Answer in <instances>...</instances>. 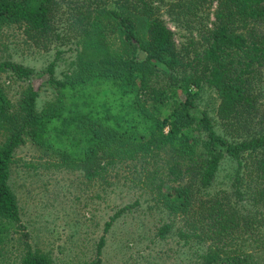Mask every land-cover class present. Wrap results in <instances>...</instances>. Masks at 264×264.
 <instances>
[{"label":"trees","instance_id":"obj_1","mask_svg":"<svg viewBox=\"0 0 264 264\" xmlns=\"http://www.w3.org/2000/svg\"><path fill=\"white\" fill-rule=\"evenodd\" d=\"M206 1L193 0L192 6L199 9ZM165 2L0 0V25L21 24L27 38L41 47L75 40L82 44L81 54L86 57L83 68L90 70L56 81L62 101L43 112L37 110L38 92L30 88L21 104L22 119L7 113L9 100L0 89V130L11 128L0 143V219L20 220L11 170L16 149L27 137L45 154L57 155L69 165L84 166L91 177L97 174L93 164L99 158L146 159L166 151L172 159L169 179L179 184L160 192V201L173 213L196 212L209 221L208 237L216 247L206 252L203 264H257V256L264 250V110L252 79L264 67V32L259 29L264 23V0L212 1L216 2L214 20L211 26L205 24L207 46L204 68L199 72L190 67L173 30L160 16L163 5L168 4ZM180 3L175 6L182 10ZM110 32L119 34L128 45L135 41L147 59L111 54L104 62L108 65L104 72L98 54L90 51L109 46L103 38ZM156 64L164 67L171 85L187 93L165 117L160 111L164 94L148 83L149 77L157 74L153 71ZM54 65L55 61L46 69L52 77ZM0 69L25 78L35 73L33 68L11 61L0 62ZM204 84L219 92V116L224 130L232 133L230 139L213 129L206 113L200 118L208 130L206 139L192 135L195 92L191 87L200 89ZM138 85L147 89L148 99L140 98ZM225 156L238 162L232 190H219L201 199ZM244 176H251L252 181L248 183ZM236 235L248 244L239 242L237 253L231 255L219 253L222 244L227 246ZM103 244L101 239L98 256ZM21 264L54 263L29 249ZM91 264H100V259Z\"/></svg>","mask_w":264,"mask_h":264},{"label":"rangeland","instance_id":"obj_2","mask_svg":"<svg viewBox=\"0 0 264 264\" xmlns=\"http://www.w3.org/2000/svg\"><path fill=\"white\" fill-rule=\"evenodd\" d=\"M212 1L207 0L197 9L192 6L193 0H181L180 10L175 6L179 0H166L168 4L159 12L173 30L177 46L190 67L197 72L204 68L202 58L207 42L203 31L205 24L211 26L214 20L216 2ZM259 29L264 32V23ZM103 40L110 45L90 52L98 54L97 60L104 72L108 66L105 67L104 62L111 54L147 59V53L135 41L128 45L117 33H105ZM82 49V44L75 40L41 47L27 38L21 24L0 25V62L20 63L35 70L31 78H25L0 69V89L9 100L7 113L22 119L21 104L30 88L38 92L39 112L59 105L62 95L55 82L68 80L73 72L84 75L90 71L83 68L86 57L81 54ZM53 61L52 77L46 69ZM155 67L153 71L157 74L149 77L148 83L164 94L165 102L160 111L165 117L175 102L184 100L187 93L169 83L161 64ZM252 81L264 110V67ZM191 88L195 92L191 108L195 118L190 126L192 135L206 139L208 130L200 121L206 113L213 129L230 139L232 133L224 130L219 116V92L206 84L200 89ZM138 89L142 100L149 98L145 87L138 85ZM6 127L0 130V143L10 133L11 128ZM171 160L166 151L146 159L103 157L93 164L97 174L91 177L84 166L69 165L57 155L45 154L27 137L16 149L11 170L20 220L0 219V264H21L29 249L54 264H91L98 258L100 264H203L206 252L216 247L208 237L209 221L196 212L173 213L160 201V192L172 190L179 184L169 179ZM238 168L236 160L223 157L212 185L205 189L201 199L206 200L219 190L231 191ZM244 179L248 183L252 181L251 176L247 179L244 176ZM235 205H239L238 201ZM108 222L111 223L106 230ZM101 239L104 244L98 256ZM239 242L248 244L245 238L236 235L227 246L219 243L222 244L219 253L223 256L237 253ZM247 255L250 262L251 253ZM257 258V264H264V250Z\"/></svg>","mask_w":264,"mask_h":264}]
</instances>
